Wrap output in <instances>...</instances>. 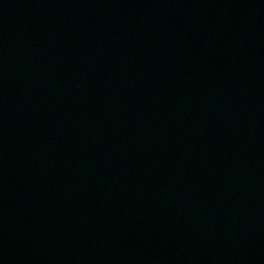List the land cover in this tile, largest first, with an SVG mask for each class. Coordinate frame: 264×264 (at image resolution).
<instances>
[{
  "label": "water",
  "instance_id": "water-1",
  "mask_svg": "<svg viewBox=\"0 0 264 264\" xmlns=\"http://www.w3.org/2000/svg\"><path fill=\"white\" fill-rule=\"evenodd\" d=\"M0 264H264V0H0Z\"/></svg>",
  "mask_w": 264,
  "mask_h": 264
}]
</instances>
